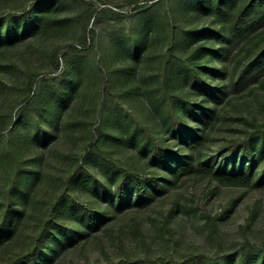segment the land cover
<instances>
[{"label":"rangeland","instance_id":"obj_1","mask_svg":"<svg viewBox=\"0 0 264 264\" xmlns=\"http://www.w3.org/2000/svg\"><path fill=\"white\" fill-rule=\"evenodd\" d=\"M49 2L55 4L50 9L53 19L36 24ZM87 4L111 7L114 12L106 9L91 16L84 32L77 16ZM19 8L25 9L22 13H28L30 22L14 10ZM210 20L206 0H0V114H13L19 102L28 100L33 72H38L36 89H41L38 113L25 112L14 129L17 152L24 161L20 182L9 195L13 169L0 140V221L8 213L6 227L0 225V264L26 253L44 222L49 227L38 264H192L194 259L193 264H208L206 259L218 256L222 259L216 264H264V254L238 247L247 241L264 246V177L257 179L264 163V147L257 143L264 136L255 142L252 162L222 161L228 170H252L250 184H223L201 174L172 183L166 169L169 162L152 159L149 148L140 153L143 135L134 131L131 115L158 131L174 151L182 150L183 139L193 135V130L178 132L168 124L161 82L171 51L197 63L203 57L196 58L197 50L201 53L210 42L218 45L217 26ZM83 33L85 46L80 42ZM54 48L60 50L55 73L64 75L40 81L55 74L50 54ZM263 49L264 25L234 48L222 81L228 83L234 70ZM179 66L174 58L169 64L171 90L200 102L204 85L191 84ZM217 108L218 121L203 149L205 160L212 163L219 161L225 143L246 135L254 124H264V83L237 90L228 85ZM196 116L187 120L195 124ZM50 118L56 123L45 122ZM94 120L112 157L156 173L163 187L151 189L148 197L131 195L129 203L109 201L101 183L112 188L120 174L95 160L72 179ZM35 122L51 131L45 139L34 135ZM67 180L71 195L102 212L95 225H89L84 212L62 196ZM202 205L213 216L225 209L216 221V232L210 230Z\"/></svg>","mask_w":264,"mask_h":264},{"label":"trees","instance_id":"obj_2","mask_svg":"<svg viewBox=\"0 0 264 264\" xmlns=\"http://www.w3.org/2000/svg\"><path fill=\"white\" fill-rule=\"evenodd\" d=\"M34 0H28L32 3ZM158 1V0H155ZM81 2V1H80ZM46 11L39 13L36 24H49V20L53 19L50 9L55 8L53 2L46 5ZM207 12L210 17V23L217 26L214 33L217 35L216 40L218 45L214 46L212 42L202 49L201 53L196 51V58H201L199 62H190L187 59L177 56L173 51L170 53V60L166 66L165 73L161 82L160 96L165 102V114L168 119V124L180 131L181 129L193 130V135L183 139L182 150L174 151L171 145L158 136L159 132H154L150 127L143 123L139 118L131 115L134 120V131H139L142 135L140 144V153L146 148L150 150V157L160 159L161 161L169 162L166 166L167 175L174 183L181 177H188L194 174L210 177L223 184L230 185H248L252 181V170L235 171L226 169L222 165L223 160L239 158L241 161L248 160L252 162L255 159V142L259 136H264V124H254L252 130L247 131V134L235 139L229 140L224 144L219 161L212 163L205 160L203 149L209 139L211 130L215 127L219 111L217 108L218 102L222 100L228 85L237 90L248 84L264 83V49L260 50L255 57L248 62L242 69L234 70L230 76L228 83L222 81L226 73V63L233 56L234 48L247 39L253 32L264 25V0H206ZM113 11V8L100 7L97 8L92 4H87L78 14L77 18L83 25L84 32L87 27V22L91 16H99L106 11ZM20 12L23 21L27 22L29 15L23 14L24 8L14 9ZM3 15V14H2ZM28 15V16H27ZM93 32L92 28L88 29ZM220 33V34H219ZM174 42V38L172 39ZM83 46L86 45L85 33L82 34L80 40ZM93 46V43H92ZM69 49L74 51H82L75 45H68ZM201 49V48H200ZM59 48H54L51 51L52 73H55L59 68ZM199 56V57H198ZM179 61L180 72L190 78L191 84L200 83L204 85L200 90L203 92L201 99L194 100L185 94H177L171 90L172 79H170L169 64ZM62 73H55L40 78V81L52 78L60 79ZM237 75V76H236ZM38 72H33L29 75L27 90L29 98L18 103L15 112H5L0 114V140H4L7 147V154L10 156L13 173L10 177L7 194H10L20 182V170L23 168V158L21 153L18 155V147L15 144L13 133L18 120L25 112L38 113L40 107L41 89H36L38 83ZM215 83V85L211 84ZM209 84L210 86H207ZM110 87V79L106 77L103 84V92L108 93ZM59 93V90L57 91ZM103 103L101 99L100 105ZM57 107V106H56ZM199 110L197 111V108ZM198 113V114H197ZM197 114V116H196ZM196 116L195 124L188 121L189 116ZM56 123L55 120L46 119L45 122ZM97 123V124H96ZM34 135L40 139H45L51 131L40 122L34 123ZM100 124L94 120V127L89 142L85 147V153L77 162V169L71 175L72 179H76L77 173L87 171L90 161L95 160L100 166H108V168L118 170L120 178L114 182L112 188L106 183H101L103 197L109 201L115 198L117 201H130V196L136 198L148 197L151 189H159L163 187V183L159 180L156 173L142 172L134 165L122 162L112 157L108 148L105 147V142L100 140ZM5 136V137H4ZM261 148L264 147V139H260L258 143ZM112 170V171H113ZM257 179L264 177V163L257 172ZM70 181H66V187L62 191V196L76 205L80 211L84 212L89 225L96 224V216L102 215L100 210H95L88 203L78 199L75 195L69 193ZM7 195V197H8ZM20 210V209H19ZM225 213V209L216 215H211L202 205V214L211 226L210 230L216 232V221ZM8 222V213L5 212L0 221V225L6 227ZM49 224L42 223L37 234L32 238L29 250L26 253H20L15 258L10 259L6 264H38L37 259L40 254V246L44 242V236L48 230ZM241 250L250 248L251 252L264 254V246L251 245L247 241L238 246ZM246 250V249H245ZM244 250V251H245ZM202 259L203 257H199ZM204 259V258H203ZM222 259L221 256L216 258L209 257L206 259L208 264H216ZM195 259L192 260V264ZM149 264H152L151 262ZM171 264H175L172 262Z\"/></svg>","mask_w":264,"mask_h":264}]
</instances>
